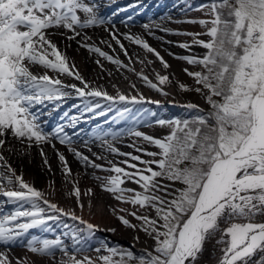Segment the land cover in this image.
<instances>
[{
	"label": "snow or ice",
	"instance_id": "snow-or-ice-1",
	"mask_svg": "<svg viewBox=\"0 0 264 264\" xmlns=\"http://www.w3.org/2000/svg\"><path fill=\"white\" fill-rule=\"evenodd\" d=\"M97 7L85 0H0V161H5L2 150L8 146L9 134L22 143L27 141L29 146L50 142L53 134L43 131L41 117L44 113L38 106L63 101L73 92L81 98L102 97L111 105L117 102L139 104L145 100L142 95L118 92L112 96L91 88L51 39L59 29L73 33L66 36L67 39H75L81 34L77 28L103 25L106 21L97 15ZM196 10L208 18L185 22L199 24L205 31L176 32V35L192 37L190 43H179L178 47L190 51L193 46H200L206 52L202 56L177 57L201 68L199 71L184 68L195 87L184 83H179L178 87L198 93L208 109L189 102L184 105L188 110L186 117L157 118L155 124L169 129L159 137L134 127L97 133L95 139L107 145V151L126 157L119 162L108 161L107 168L70 149L86 165L112 173L96 177L102 181L101 190L111 193L121 203L139 208L128 211L110 207V210L125 227L144 232L152 240V246L136 254L131 249L102 244L95 251L100 253L103 248L110 255H99L95 259L83 255L78 259L76 254L87 250L82 235L85 229H71L64 224L69 231L63 235L72 239L71 251L75 254L69 255L68 246L60 237L31 236L26 240L28 251L54 258L55 251L60 250L68 259L59 264H97V261L131 264L133 260L136 264H208L207 245L214 240L220 253L215 264H264V0H208ZM80 13L85 19H81ZM144 28L149 29L150 25L145 24ZM201 36L208 39H200ZM126 38L153 53L164 69L170 67L142 38ZM84 46L115 64L121 63L97 47ZM63 75L74 77L82 86L64 83L60 78ZM139 75L150 88L165 96L169 94L160 87L171 83L169 75L156 73L158 83L142 73ZM151 102L159 104V101ZM111 105L107 110L96 111L102 109L101 103L86 101L83 113L105 116L112 111ZM151 115L155 117L156 113ZM64 117H68L67 112ZM78 119L70 117L73 125ZM127 119L137 120L129 107L117 110L112 117L117 123ZM64 128L65 125H58L54 136L61 144L71 143ZM125 134L141 138L157 151L133 143L128 146L139 154L122 152L105 139L110 135L115 141ZM40 154L51 170L43 149ZM57 156L65 176H71L66 157L59 151ZM5 166L7 172L0 173V196L18 207L10 214L0 215V244L24 242L30 229L51 231L48 222L59 221L60 216L86 225L88 235L99 229L98 225L45 199L42 192L25 182L6 162ZM126 182L136 184L140 190L124 187ZM92 192L89 188L84 194L92 195ZM73 193L79 202V187L74 186ZM40 201L46 207H42ZM25 204L30 208L25 209ZM140 209L145 212L140 213ZM127 216L139 223L133 224ZM115 256L120 258L114 260ZM0 264H12L7 252L0 251ZM16 264H27V259L18 258Z\"/></svg>",
	"mask_w": 264,
	"mask_h": 264
},
{
	"label": "bare ground",
	"instance_id": "bare-ground-1",
	"mask_svg": "<svg viewBox=\"0 0 264 264\" xmlns=\"http://www.w3.org/2000/svg\"><path fill=\"white\" fill-rule=\"evenodd\" d=\"M118 2H120V0L115 1L116 4ZM133 2L137 3L135 8L145 5V11L151 9L153 6H157L158 8L166 5L170 8V13L164 18L157 17L153 21L135 26L130 24L112 23L94 25L86 29L77 28L76 30L81 34L75 39L66 38V36L73 35V33L68 32L66 29H59L58 31L53 30L56 31V34L51 36V39L58 45L62 52L66 54L69 63H74L75 69L79 71L91 88L106 91L112 96H116L118 92L128 96L139 97L142 95L145 97V100L139 104L117 102L114 105H111V102L104 100L102 97L81 98L73 92L70 97L65 98L61 102L71 107L69 114H73V116L79 118L74 125L71 123L70 119L66 120V117H63L56 124L49 125L47 121L49 116L53 118L62 112V107L60 109H52L41 117V126L47 125V127H45L46 130L49 131L48 134H53L50 137V142H44L39 145L33 143L29 146L28 142L22 143L8 136V146L2 150L5 157V161H2V173L7 172V167L5 166L6 162L7 166L14 169L17 175L23 176L25 182L30 183L37 190L42 192L45 199L56 203L66 211L74 212L77 216L83 218L89 223L98 225L99 229L95 230L93 233L98 235L102 234L107 238L113 234V231H108V229H115L116 231L115 221L117 216L113 214L110 207L124 208L128 211H132L130 204L121 203L115 200L111 193L101 190L100 185L102 181L96 179V177H106L112 175V173L101 169H95L85 163L81 164L83 161L81 162V160H79L70 149H75L76 151L81 152L83 155H86L91 160L95 161V163L104 165L105 168L109 167L108 161L119 162L126 159V157H121L107 151V145H104L100 140L97 142H87L82 138H76L74 135L69 136L68 133L72 132L74 129L82 128L89 123L88 127L93 123L103 120H108L110 124L115 125L116 122L112 120V117L116 115L117 110H121L124 107H129L132 111H135L136 109L149 105L152 103L151 101L166 100L168 106L174 105L176 100L183 102L178 93V83L179 78L185 75L183 69L189 64L177 57L184 55L202 56L204 49L200 46H193L189 51L178 47L179 43H190L192 37L187 35H176L175 33L203 32L205 29L201 25L186 23L185 21L208 18L203 12L196 9L188 11V9L192 8L195 0H133ZM101 3L102 2L98 1L97 6H99V9L101 10L100 13L103 15L102 17L107 19L108 12H110L112 8L109 7V5L105 6ZM129 13L130 9L122 11L116 15L113 20L127 16ZM158 14H160V12L156 13V15ZM80 15L82 20L85 19L82 13H80ZM145 24L150 25V28L145 29ZM156 25H159V27H155ZM161 28H168L172 31H161ZM60 33H65V35H60ZM113 35H115L116 39H113ZM127 36H138L142 38L151 47L155 48L161 56H163L170 67L164 69L159 59L153 53H149L140 44L135 43L133 40L127 39ZM200 39L207 40L208 37L201 36ZM117 40H119L120 43H117ZM84 45L97 47L107 55L112 56L113 59H119L121 63L115 64L112 61H109L106 57L100 56L99 53L96 54L94 51L90 52ZM121 45H123V48H121ZM125 50L127 55H125ZM97 61H99V63H97ZM149 61H151V63H149ZM36 71H42V69H36ZM141 73L148 76L149 79L156 83H158L156 80V73L169 75L171 83L160 86L169 94L165 96L161 94V92L147 86L141 75H139ZM49 74L56 75L52 72ZM60 78L66 84L82 86L81 82L74 77L63 75ZM133 85L135 87H133ZM68 91L72 90L68 89ZM194 100L197 103H201L199 96H196ZM86 101H91L93 104L97 102L101 103L102 109H97L96 111L107 110L109 105L112 106V111L107 112L105 116H96L94 113H83V107ZM53 103L55 102L47 103V106H50ZM60 124L65 125L64 131L68 132L67 134L71 138V143L61 144L59 140L55 138L54 130H51L50 127L55 129ZM137 130L157 137L167 133L166 128H162L155 124ZM80 140H82V142H80ZM109 141H111L113 146L117 147L122 152L139 154L136 153L133 148L128 146L133 143L147 148L149 151H157L153 146L143 142L141 138L130 135L123 136L120 140ZM53 145L55 147H53ZM9 148H11V150H9ZM41 149H43L46 154L48 163L51 165V170H49L48 166L44 164V157L40 154ZM57 151L66 157L72 170L71 176H65L63 165L57 156ZM97 156L104 157V159H97ZM144 158L149 159V157L146 156ZM74 186L79 187L81 190L79 202L73 193ZM123 186L140 190L136 184L131 182H126ZM89 188L93 190L92 195H85L84 193L87 192ZM3 198L4 201L7 202V198ZM40 203L42 207H46V205H43L42 201H40ZM8 204L11 205L12 203ZM11 206L14 208V211L18 207L16 204H12ZM24 208L28 209L30 208V205L25 204ZM48 214L51 215L53 213L49 212ZM120 215H127V213H120ZM57 222L67 224L71 229H85L82 235L85 237L86 249L89 248L90 250L76 254L78 259H81L83 255H88L94 259L98 257L99 253L91 250L95 243H93L91 239L93 233L88 235L86 225L80 224L79 221L72 220L67 216H60L59 221H49L48 224L51 225L52 223ZM68 231L69 229L63 227L61 239H63L65 245L68 246L69 255H72L75 254L71 251L73 241L70 237L63 235L64 232ZM88 237L90 238L88 239ZM132 242H135L137 246L143 245L140 237L138 241L135 240ZM147 242L149 243L148 240ZM102 244L104 243H101V245ZM13 245L14 243L8 246L0 244V251L7 252L12 264H16L18 258H26L27 264H59L61 260L68 259V257L60 250L55 251L54 258L41 257L31 253L25 247ZM219 254V249L213 240L207 245L206 256L208 258V264H215L216 258Z\"/></svg>",
	"mask_w": 264,
	"mask_h": 264
},
{
	"label": "rangeland",
	"instance_id": "rangeland-1",
	"mask_svg": "<svg viewBox=\"0 0 264 264\" xmlns=\"http://www.w3.org/2000/svg\"><path fill=\"white\" fill-rule=\"evenodd\" d=\"M100 1L102 3H104V5L106 4H112L114 7V9L109 13V19L105 20L106 22L104 24H112V23H116V24H130V25H140L142 23H148L150 21H153L155 18L153 17L154 12L152 9H149L147 11H144V6L142 5L139 9H137L136 11L131 12L130 14H128L127 17H123L120 19H117L116 21H112L114 19V17L122 12L124 9L128 8L129 6L132 5V3L130 2V0H125L126 2H119V3H115V1L117 0H85L86 3H95L97 4V2ZM122 1V0H120ZM130 2V3H129ZM208 0H195L193 8L192 9H197L199 7V5L207 3ZM127 4V5H124ZM191 9H188V11H190ZM99 8H96V12L97 15L100 16V12H99ZM170 13V11H168ZM168 12H163V14H158L157 17H162L164 18L166 15H168ZM83 17L85 18L84 14L82 13ZM129 17H131V19H129ZM89 51V47H86ZM93 52V51H90ZM96 54H98L97 52H95ZM205 52H203L204 54ZM186 68H188L190 71H199L201 70L200 66L198 65H188ZM179 83H184L190 86L195 87V82L194 80L187 76L186 74L182 77L179 78ZM178 83V84H179ZM178 93L180 98L183 100V102H179V101H175V104L172 106H168L167 105V101H163L160 100L159 104L156 103H150L149 105H146L140 109H138L139 111L136 113L137 116V120L134 122L131 119H127L126 123H121V124H117L116 126L114 125H110V124H103V121L100 122H96L91 124L90 127L89 124L87 126H84L83 128H78L75 129L73 131L72 134H69V136L71 135H77L76 138H82L83 140L87 141V142H97L99 140L95 139V135L99 132L102 131H107V132H119L121 130H126L128 128H135L137 129H141V128H147L149 125L151 124H155V120L157 118H164V119H170L169 115L170 113H173L174 110L176 109H182V112H185V115H188V110L184 107L185 104L192 102V103H197L194 98L196 96H199L201 99V102H203V106H201L202 108H204L205 110H207V104L205 102V100L196 92L194 91H182L180 90V88L178 87ZM55 105H59L58 107H56ZM41 110L43 111V113H47L50 109H54V108H60L63 107V111L57 115L56 117L51 118V121H49V123H56L57 121L61 120L64 117V113L65 112H69V110L71 109V107L69 105H65V103H62L61 101L55 102L50 106H46V107H41ZM134 113V111H132ZM151 113H156V116L153 117L151 115ZM135 114V113H134ZM73 114H69L68 113V117H66V120H69L70 117H72ZM166 117V118H165ZM157 125V124H155ZM159 126V125H158ZM167 129V132L169 131V129L167 127H164ZM68 133V132H67ZM10 137H12L9 134ZM126 136L122 135L121 137ZM119 137L117 140H120ZM13 138V137H12ZM15 139V138H13ZM105 139H109L112 140L111 136H107L105 137ZM17 140V139H15ZM19 141V140H18ZM21 142V141H20ZM27 142V141H25ZM80 142H82V140H80ZM82 162V161H81ZM80 162V163H81ZM77 163V162H76ZM84 162H82L81 164H83ZM2 168V161H0V173H2L1 171ZM177 187H179V185H176ZM131 210L132 211H136L137 208H139V206H132L130 204ZM1 209V207H0ZM140 213H144L145 210L144 209H140L139 210ZM11 212H9L8 209H4L3 212H0V215L3 214H10ZM133 224H138L139 222L137 220H135L133 217L128 216L127 217ZM115 226H116V231L113 232V234L111 236H109V238H107L106 236H100L98 234L95 233V235H93L94 238V243L95 245L92 246L91 250H94L96 248H99L101 243H104L105 245H107V247H119V248H123V249H131L132 251H134V253L136 254H140L144 249L146 248H150L152 246V240L147 237L145 235L144 232L139 231V229L133 230L131 228L125 227L119 219H116L115 221ZM140 237L141 238V242L143 245H139L137 246V244H135V237ZM31 238V236L29 237ZM127 241L129 244L132 245L133 248L128 247L127 245L121 243H118L117 241ZM147 240L149 241V243L147 242ZM138 241V240H136ZM26 245V243H25ZM150 245V247H149ZM27 249V248H26ZM87 250H90L89 248ZM86 250V251H87ZM37 255V254H35ZM99 255H110V253H108L105 249H101V252L99 253ZM98 255V256H99ZM120 257L119 256H115L113 257L114 260H118ZM97 264H102V261H97ZM131 264H136V261H132Z\"/></svg>",
	"mask_w": 264,
	"mask_h": 264
},
{
	"label": "trees",
	"instance_id": "trees-1",
	"mask_svg": "<svg viewBox=\"0 0 264 264\" xmlns=\"http://www.w3.org/2000/svg\"><path fill=\"white\" fill-rule=\"evenodd\" d=\"M208 107L209 106H207V109H208ZM172 117L174 118V117H181V118H183V117H186V115H185V112L183 111L182 112V110H176L173 114H172Z\"/></svg>",
	"mask_w": 264,
	"mask_h": 264
},
{
	"label": "water",
	"instance_id": "water-1",
	"mask_svg": "<svg viewBox=\"0 0 264 264\" xmlns=\"http://www.w3.org/2000/svg\"><path fill=\"white\" fill-rule=\"evenodd\" d=\"M204 52H206V50L204 49ZM200 106H203V102L199 103ZM118 243H123L125 245H127L130 248H133L131 244H129L127 241L121 240V241H117Z\"/></svg>",
	"mask_w": 264,
	"mask_h": 264
}]
</instances>
